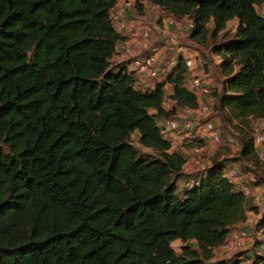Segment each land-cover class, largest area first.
<instances>
[{"label": "trees", "instance_id": "16d2710c", "mask_svg": "<svg viewBox=\"0 0 264 264\" xmlns=\"http://www.w3.org/2000/svg\"><path fill=\"white\" fill-rule=\"evenodd\" d=\"M148 1L190 18L194 36L236 18L232 37L213 47L224 76L218 109L236 125L263 119L264 14L255 4L264 0ZM114 3L0 0V264H222L213 248L256 209L223 170L244 159L264 172L245 133L236 158L216 153L179 191L186 159L155 116L196 95L180 59L151 88L134 86L127 61L111 60L122 37ZM134 6L142 12L141 0ZM133 131L154 155L139 154Z\"/></svg>", "mask_w": 264, "mask_h": 264}, {"label": "rangeland", "instance_id": "374dc122", "mask_svg": "<svg viewBox=\"0 0 264 264\" xmlns=\"http://www.w3.org/2000/svg\"><path fill=\"white\" fill-rule=\"evenodd\" d=\"M132 4H134L135 0H130ZM145 10L144 14L142 15L143 18L146 17L148 20V23H138L148 26L150 30V35L157 34L159 36H162L165 30L164 24H166L165 18H169L171 16V13L166 10L163 7L157 6L155 4H152L150 2H143ZM255 7L257 11L261 14H264V3L255 4ZM144 9V8H143ZM135 10V9H134ZM137 10V9H136ZM135 10V11H136ZM138 12V11H136ZM117 18V16H116ZM135 20V19H134ZM178 22L174 23V27L168 28L169 32H175L178 38V42L182 44L186 48V52L193 55L195 58V66L193 69H190L191 71H188L185 73V77L188 80L190 77V73H195L200 76H202L203 80L208 82L211 86V93L205 97V102H207L210 106H212V114L213 119L216 124V128L218 129V132L220 134V140L219 142H214V145L211 148H203V151L199 155H195L194 159L197 160L196 163H194L193 168L194 169H187L189 170V174L182 173L181 177L178 178V183L180 180L184 182V178H190L191 180L195 178L203 169H205V164L208 162V160L212 159V156H215L216 153H220L221 155L224 154L225 156L228 155V157L236 158L238 156V148L240 147V137L241 134L245 133L246 135L251 136L253 134L254 130H259L261 127V121L257 119L250 118L248 119V124L245 123H239L236 125V121L233 120L232 123L225 121L221 113L219 112L218 105H217V92H219L221 87L220 77H219V68L216 66V59L213 57V47L214 46H221L222 43H224L226 40L232 37L234 29L236 27L237 20L236 18H232L227 21L226 26L219 31L216 34H213L211 31L212 28V21H209L207 23L206 30L204 34L194 36L191 33L190 28L187 25V19L180 18L177 20ZM138 22H141L138 20ZM150 25L154 26L155 28L150 27ZM164 26V27H163ZM157 27V29H156ZM124 28V27H122ZM166 28V30H167ZM157 32V33H156ZM160 43V42H159ZM168 51L165 52V56H167ZM171 54L172 52H168ZM219 58V57H218ZM166 108L171 106L170 101H166L165 103ZM168 116L163 115H156L155 119L159 125L164 123L165 119ZM176 141L179 142V134L174 135ZM228 136H233L236 143L231 144L228 142ZM132 143L137 148L139 154L143 155H154V151L150 149L149 147H146L142 145L138 141V132L133 131L131 134ZM177 149V148H176ZM205 150V151H204ZM228 151V152H227ZM192 152V151H191ZM257 153V152H256ZM257 156L259 160L264 165V159L262 160L258 153ZM241 159L238 160L239 165L235 166L238 169H241V171L246 170L247 173V181L245 182V185L249 189V195L251 196V200L249 205L254 204L256 206V209H248L247 211V219L243 222H239L232 226L231 229L241 227L243 226L248 234V242L244 248H241L237 251L230 250L224 248L223 245H220L216 248H213V259L221 260L222 264H233L235 262V258L237 256H240V258L243 260L244 264H252L251 260L255 258V256L258 254L260 249V243L258 235V227H257V220L260 216V213L263 209V202L260 204H255L256 200L251 195V188L253 184H256L255 182L259 181V184H262V188L264 187V181L261 179H264V172L262 171V167L258 166L254 161L252 162L251 166L248 167V165H243V162ZM202 163V165H201ZM251 163V161H250ZM204 164V165H203ZM186 172V171H185ZM263 181V182H262ZM242 187V186H241ZM179 191L181 190V185L178 184ZM256 195V194H255ZM257 195L259 198L264 199V188L258 192ZM173 248L179 252L180 247L182 244V241L180 239H175L171 242Z\"/></svg>", "mask_w": 264, "mask_h": 264}, {"label": "built area", "instance_id": "2783aa9c", "mask_svg": "<svg viewBox=\"0 0 264 264\" xmlns=\"http://www.w3.org/2000/svg\"><path fill=\"white\" fill-rule=\"evenodd\" d=\"M121 13L117 14V25L119 28L125 27L126 22ZM180 18L187 19L188 27H192L193 23L186 15L175 16L171 13V16L167 18V26H174V23L178 22ZM135 19V18H134ZM137 20V19H136ZM141 23V22H140ZM139 36L145 42L146 52H133V48L129 42H124L120 47L115 48L114 54L118 50H121L124 61H127V71L131 72L134 76V86L142 90L151 88L156 80L161 79L162 73L168 67L171 68L177 60H181L187 72L191 71L195 66V58L193 55L186 52V48L178 42L177 35L175 32H169L168 28L160 36L162 42L160 43H149L150 30L148 26L139 24ZM172 52L169 54L165 52ZM165 63V67H163ZM194 65V66H193ZM187 87L194 92L196 95V104L194 105H183L177 107L173 114L168 116L164 123L160 126L162 133L171 141V149L175 150L173 140L175 134H179V143L182 146H188L191 148L194 155H199L203 151L204 140L209 139L213 142H219L220 134L216 128L215 121L212 114V106L205 102L212 89L208 82L203 80L202 76L190 73L188 80L186 79ZM169 94H165L162 105L165 106L167 97ZM172 99V98H171ZM174 102V100L172 99ZM259 130H254L252 134V141L254 148L257 146H263L260 150L259 157L264 159V121L261 123ZM228 142L235 144L236 141L233 136H228ZM224 173L233 178H237L238 170L234 164H228L224 168ZM198 180L190 179L183 182L184 186H191L197 184ZM242 190L245 193H249L247 186L243 185ZM258 238L261 239V245L258 254L260 255L259 260L255 262V258L251 260L252 264H264V225L258 227ZM249 234L247 230L241 226L230 230L224 243V248L237 251L244 248L248 242ZM234 264H244L240 256L235 258Z\"/></svg>", "mask_w": 264, "mask_h": 264}, {"label": "crops", "instance_id": "0c3cea01", "mask_svg": "<svg viewBox=\"0 0 264 264\" xmlns=\"http://www.w3.org/2000/svg\"><path fill=\"white\" fill-rule=\"evenodd\" d=\"M141 1H142V4H143V2H149L148 0H141ZM143 8L144 9L142 10V12L139 13V12H136L134 10L135 6H134V4H132L130 2V0H115L114 5L110 9V14L112 16L113 24H114L116 30L122 36L121 39L116 44L117 47H120L124 42H129L131 44L132 48H133V52L134 53H137V52H143L144 53V52L147 51L146 47H145V42L139 36V28H140V26H139L138 23H140V22H138V20H140L141 23H143V22L148 23V20L146 19V17L145 18L142 17V15L144 14L143 12L145 10L144 4H143ZM118 13H121L120 16H122L124 18L125 22H126V26L124 28H119L118 25H117L116 16H117ZM134 18H135V20H134ZM165 20H167V17L165 18ZM164 26L163 27L166 28V24H164ZM169 26L171 27V25H169ZM150 27L155 28L152 25H150ZM172 28H175V27L172 26ZM156 29H157V27H156ZM150 30H151V28H150ZM164 32H165V30H164ZM148 42L149 43H159V42H162V40H161L160 36L158 35V33L157 34L154 33V34L150 35V38H149ZM218 56H219L218 54L213 52V57L216 59L215 60L216 61L215 62L216 66L219 68V58H218ZM111 60L113 62H115V63L123 61L124 57H123V54L121 53V50H118L116 52V54H114L111 57ZM219 77H220V82H221V80L224 78V76L220 72V70H219ZM165 91H166L165 92L166 94H170L171 93V85L169 83H167L165 85ZM167 101H170L171 105L173 104V101H172L170 95L167 97ZM257 120H260L261 123H262L264 121V118L263 119H259L258 118ZM173 145L175 146V150H178L180 153H182L184 155L185 159H186L185 160V164H184L183 169H182V173L189 174L191 171L189 172V170H187V169H191V170L194 169L193 165H194V163L197 162V160L194 159L195 155L193 154V152H191L192 150H191L190 147L180 145V143L178 142V140L176 141V139L173 140ZM213 145H214L213 141H211L209 139H206V140H204L203 148H206V149L208 148L209 149ZM262 147L263 146H257L255 148V151L258 153V155L260 153V150H262ZM223 155L224 154H222L221 156H223ZM213 157L214 156H212V158ZM210 161L211 160H208V162L205 165H208ZM242 162H243V165H248V167L251 166V163L248 160H242ZM231 164H234L235 166L239 165L237 160L232 161ZM201 165H202V163H201ZM246 172H248V171H246V170L241 171V169H238V176H237V178L233 179V181L235 182V186L236 187H241V186L245 185V182L247 181L246 180L247 179L246 178L247 177V173ZM181 183H182V180H180V182L178 184H181ZM263 188H262V184H253L252 185V188H251V193L252 194L251 195L256 200L255 204H260V203L263 202V199H262L263 197L260 199L259 196L257 195V193L258 192L260 193V191ZM216 247H218V246H216ZM216 247H214V248H216Z\"/></svg>", "mask_w": 264, "mask_h": 264}]
</instances>
